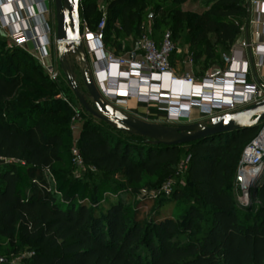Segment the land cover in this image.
<instances>
[{
    "label": "trees",
    "instance_id": "trees-1",
    "mask_svg": "<svg viewBox=\"0 0 264 264\" xmlns=\"http://www.w3.org/2000/svg\"><path fill=\"white\" fill-rule=\"evenodd\" d=\"M103 1L107 49H128L125 38L137 37L150 23L157 42L169 30L175 44L173 34L183 32L202 72L221 62L247 12L246 0H214L193 11L182 9L186 0H149L152 11L139 8L144 0ZM96 3L80 0V19L91 30L102 18ZM5 44L0 38V157L11 162L0 165V237L11 239L18 226L35 244L20 264H264V170L251 190L259 203L255 211L241 212L229 191L243 149L261 125L165 146L83 112L88 119L76 146L99 179L71 178L74 139L64 125L70 110L48 97L61 84L31 54ZM160 117L164 113L156 110L147 115L151 122ZM186 158L185 190L157 199L156 216L141 224L137 210L125 211L123 196L137 195L144 176L174 175ZM167 203L176 217L158 215ZM177 234H185V241L175 240ZM0 264L18 263L0 257Z\"/></svg>",
    "mask_w": 264,
    "mask_h": 264
},
{
    "label": "built area",
    "instance_id": "built-area-1",
    "mask_svg": "<svg viewBox=\"0 0 264 264\" xmlns=\"http://www.w3.org/2000/svg\"><path fill=\"white\" fill-rule=\"evenodd\" d=\"M14 1H0V9ZM47 12L48 9L45 7L38 12L19 18L17 21L27 24L25 30L9 33L6 37L10 45L23 49L27 44H31L32 53H30L42 66L47 77L54 82H59L61 81L60 73L48 61L49 52L46 48L50 43L49 29L45 26L43 31L36 33L31 24L32 19L41 17ZM105 26V13L95 30H91L87 23L81 20V40L88 63L91 65L90 73L99 94L115 107L125 104L132 98L147 108L153 107L156 111L164 113V117L157 118L152 122L177 125L185 124L190 120V111L193 108L197 109L202 119L209 120L216 115L241 110L264 98V88L254 82H249L245 70L227 69L206 72L203 77L198 79L192 71L175 72L172 58L177 53V47L169 30L165 31L161 35L160 41L157 42L152 35L153 29L149 23L136 37L133 48L116 54L104 45ZM253 50L255 52V49ZM256 53L262 59L264 58V43L256 49ZM224 59L230 63L238 61L234 56L224 57ZM187 63L192 64L190 56L187 57ZM70 107L73 106L70 105ZM74 112L76 117H80L84 110L80 108L79 111ZM150 114L152 113L148 108L146 114L138 116V118L149 121L147 115ZM71 155L75 168L83 166V159L76 146V141L71 147ZM263 157L264 122H262L257 135L243 149L236 175L237 182L242 188L254 184L261 175L264 170ZM187 160L186 158L180 163L182 175ZM10 162V159L0 157V165ZM245 167L255 168L247 182L240 179ZM171 184V181L163 183L158 191L149 196L154 199L158 194L168 196L171 192ZM143 197L146 196L142 195Z\"/></svg>",
    "mask_w": 264,
    "mask_h": 264
},
{
    "label": "water",
    "instance_id": "water-1",
    "mask_svg": "<svg viewBox=\"0 0 264 264\" xmlns=\"http://www.w3.org/2000/svg\"><path fill=\"white\" fill-rule=\"evenodd\" d=\"M55 50L66 84L85 113L111 128L137 134L155 144L184 145L208 136L256 127L264 122V98L241 110L216 115L207 124L164 125L144 121L108 103L99 94L90 73L81 40L80 0H53ZM71 56L73 58H71ZM75 70L79 80L75 77Z\"/></svg>",
    "mask_w": 264,
    "mask_h": 264
},
{
    "label": "rangeland",
    "instance_id": "rangeland-1",
    "mask_svg": "<svg viewBox=\"0 0 264 264\" xmlns=\"http://www.w3.org/2000/svg\"><path fill=\"white\" fill-rule=\"evenodd\" d=\"M149 2V0H144V5L143 6H139L143 7V10H153L151 6H149L147 3ZM192 0H186V2H184L182 4V9L184 11H193V7H192ZM106 4L107 2L103 1V0H97L96 6L98 8V10L100 11V13L102 15H100L99 19L101 18V16H103V13L106 12ZM51 9L53 8V13H51V17H50V26H51V33H50V43H49V47H48V52H49V58L48 61L52 64V66L54 67L55 70H57L60 73V79L61 81H59V83L61 84L60 88V92L57 93H48V97L51 99H57V100H61V101H65V104L67 103V106L69 108L70 111H68L69 113V118L67 120V122L64 123V125L67 127V130L71 133L74 141H77L82 127H83V122L88 119L87 116L83 115V113L81 112L80 117H76L75 116V112L74 111H79V109L81 108V106L78 104V102L76 101V98L74 97V95L72 94L71 90L68 88L67 84H66V80L65 77L59 67L58 64V60L56 57V50H55V27H56V22H55V12H54V7L53 4H51L49 6ZM198 9H204L205 8V4L204 3H199L196 6ZM171 16V13H169L166 16V19H169ZM97 19V20H99ZM174 39H175V46L179 48V50L176 53L177 58H174L176 56H173L172 59H177V61H179L180 63L182 62L183 58L186 56L183 51L184 47H187V39L184 35V33H174ZM136 41V36L132 35L130 38H125L124 44H122V46L124 47V49L126 48H133L134 44ZM4 48H9L8 44H5ZM189 53V50L187 51ZM71 58H73L71 56ZM200 64H197V66L199 67ZM201 66V65H200ZM90 67V71H91V65L89 64ZM202 72L199 69L198 74L200 75ZM198 74L196 75V78L198 79ZM75 77L79 80V76L77 71L75 70ZM72 105L73 107H70V105ZM62 108V107H60ZM64 108V106H63ZM149 108V112H154L156 109L153 107H148ZM74 109V110H73ZM82 109V108H81ZM47 117V115H45ZM92 123H97L94 120H90ZM184 121V120H182ZM182 170L181 164L177 165L174 171V175H168V176H144L143 180L141 181V183L137 184L135 187L136 189H138V194H133L130 192H127L125 194V196H123V200H125V211L128 214H132L134 212V209L137 213V219L141 224H145L146 221L151 218L156 216L157 214V209L156 206L159 204V198L161 197H169L172 193L173 190H185V181L183 178V175L180 173V171ZM254 170V168H253ZM68 175L71 178H78V179H90L91 177L93 178V180H97L99 179V172L96 170L95 167L93 166H89V165H83L79 168H74L71 172L68 173ZM167 181H171V192L168 196H164L163 194H158L157 198H152L151 195L152 193H154L155 191H158V189L161 187V185ZM255 184V182H254ZM254 184H249L247 186V188H242V186L237 182V179L235 178V180L233 181V183L230 185L229 187V191L234 199L235 205L237 206V208L241 211V212H253L255 211V209L258 207L259 203L258 201H256L255 199L251 198V190L254 186ZM142 195H145L146 197H143L146 199V201L142 204H139L138 202H140L142 198ZM183 200V203L185 204H191V202H189V200H184V198H181ZM157 200V201H156ZM139 205V206H138ZM160 217H164V216H169V217H176V212L174 211L173 208V203H167L163 208H161V210L159 211L158 214ZM158 217V218H160ZM178 223H180L182 221L181 217L177 218ZM195 222H197L198 220L195 219ZM196 227V226H195ZM175 240L178 241H185L186 239V235H180L177 234L174 237ZM37 249V247L35 246V244L27 239H25L22 234L20 233V228L17 226L13 229V235L11 239H5L0 237V257L9 259L11 261H14L18 264L22 263L27 257H29L33 251H35Z\"/></svg>",
    "mask_w": 264,
    "mask_h": 264
},
{
    "label": "crops",
    "instance_id": "crops-1",
    "mask_svg": "<svg viewBox=\"0 0 264 264\" xmlns=\"http://www.w3.org/2000/svg\"><path fill=\"white\" fill-rule=\"evenodd\" d=\"M0 1L5 2L7 0ZM198 2L204 3V9H206L213 4L214 0H192V7L197 8L196 6ZM246 2L247 12L245 18L240 24V33L237 35L230 48L221 53V62L219 64H214L205 71H201L202 73L199 75V67L195 65L193 61L192 64L187 63V57L190 55L187 52L188 46H185L183 51L186 56L183 58L182 62L180 63L177 59H172L174 71L177 73L192 71L195 76L198 74V77L201 78L206 72H214L217 70L224 71L227 69H235L238 71L245 70L249 82H254L258 86L264 88V58L262 59L256 53V49L264 43V0H246ZM51 4H53V0H15L12 3H7L2 9H0V38L4 40L9 47L13 46L9 44L6 36L15 31H24L27 27L25 22H19L17 20L25 15L38 12L45 7L48 9L47 14L32 19L31 24L36 33L43 31L45 26L48 27L49 32L51 33L52 31L49 23L51 13H53V8L51 9L49 7ZM130 37L131 36H128L127 38ZM50 41L51 40H49V42ZM31 49V44L24 46V50L29 54L32 53ZM46 49L48 50V47ZM253 49H255V52ZM178 50L179 48L177 47V51ZM174 56H176V53ZM231 56H234L238 61L236 63L226 62L224 57ZM174 58H177V56ZM117 107L136 117L144 116L143 114H146L148 111V108L145 105L137 103L136 100L132 98L125 104H119ZM194 122L207 124L208 120L202 119L199 116L197 109L193 108L190 111V120L186 123Z\"/></svg>",
    "mask_w": 264,
    "mask_h": 264
},
{
    "label": "bare ground",
    "instance_id": "bare-ground-1",
    "mask_svg": "<svg viewBox=\"0 0 264 264\" xmlns=\"http://www.w3.org/2000/svg\"><path fill=\"white\" fill-rule=\"evenodd\" d=\"M254 171L255 168L253 170V167H245V169L242 171V177L240 179L247 182V180L249 179V177H251Z\"/></svg>",
    "mask_w": 264,
    "mask_h": 264
}]
</instances>
